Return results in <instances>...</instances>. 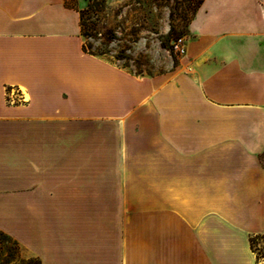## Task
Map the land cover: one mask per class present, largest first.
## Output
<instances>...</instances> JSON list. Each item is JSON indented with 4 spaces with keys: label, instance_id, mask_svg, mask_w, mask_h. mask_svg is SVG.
I'll return each instance as SVG.
<instances>
[{
    "label": "crops",
    "instance_id": "1",
    "mask_svg": "<svg viewBox=\"0 0 264 264\" xmlns=\"http://www.w3.org/2000/svg\"><path fill=\"white\" fill-rule=\"evenodd\" d=\"M65 1L0 0V231L40 264H264V0H202L158 76Z\"/></svg>",
    "mask_w": 264,
    "mask_h": 264
},
{
    "label": "rangeland",
    "instance_id": "2",
    "mask_svg": "<svg viewBox=\"0 0 264 264\" xmlns=\"http://www.w3.org/2000/svg\"><path fill=\"white\" fill-rule=\"evenodd\" d=\"M82 34L87 51L105 53L117 64L135 75L158 76L170 71L180 55L171 47L182 39L199 0H80ZM77 8V0H68ZM110 139V143H111ZM106 152L112 156L109 146ZM122 162L121 167H127ZM139 166V162L134 163ZM114 161H106L113 168ZM108 178H106L107 180ZM129 177H121L127 184ZM132 183L143 184V177ZM8 246L14 247L11 243ZM261 241L254 247L260 252ZM14 264H19L16 259Z\"/></svg>",
    "mask_w": 264,
    "mask_h": 264
},
{
    "label": "trees",
    "instance_id": "3",
    "mask_svg": "<svg viewBox=\"0 0 264 264\" xmlns=\"http://www.w3.org/2000/svg\"><path fill=\"white\" fill-rule=\"evenodd\" d=\"M201 2L202 0H199L197 7L199 6ZM65 4L66 6L73 7L72 5L68 3V0L65 1ZM80 17H81V11H80ZM81 28H82V23H81ZM171 47L173 48V45ZM83 50L85 52H88L94 55L105 54V53L95 54L90 51H87L85 44L83 45ZM9 243H11L14 247L8 246L7 244ZM261 254H262L261 252H258V256H261ZM16 259L19 261V264H40V261L37 258L25 256L23 254L21 247L18 245V243L14 241L13 239H11L8 235L3 233L2 231H0V264H14Z\"/></svg>",
    "mask_w": 264,
    "mask_h": 264
},
{
    "label": "built area",
    "instance_id": "4",
    "mask_svg": "<svg viewBox=\"0 0 264 264\" xmlns=\"http://www.w3.org/2000/svg\"><path fill=\"white\" fill-rule=\"evenodd\" d=\"M172 45H173V50L178 55L182 56L185 53V48H184V45L182 43V39H178L177 41H173ZM11 93H12V91H10V94ZM17 97H18V95H17Z\"/></svg>",
    "mask_w": 264,
    "mask_h": 264
}]
</instances>
